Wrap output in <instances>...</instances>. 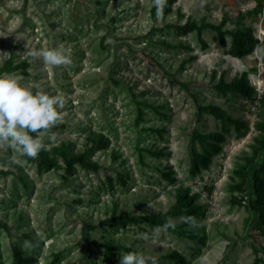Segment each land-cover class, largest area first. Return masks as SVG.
<instances>
[{
  "label": "rangeland",
  "instance_id": "rangeland-1",
  "mask_svg": "<svg viewBox=\"0 0 264 264\" xmlns=\"http://www.w3.org/2000/svg\"><path fill=\"white\" fill-rule=\"evenodd\" d=\"M188 17L251 30L258 46L235 58L230 35L223 47L214 30L202 32L204 41L196 31L181 32ZM58 45L70 49V63L48 65L28 54ZM10 58L14 65L27 62L11 72L22 82L66 98L62 119L45 131V146L69 143L100 167L76 165L68 173L58 157L62 168L44 170L0 143V220L8 225L0 228L1 264H15L14 246L31 264H120L121 254L132 250L156 256L159 264H177L168 258L173 251L186 264H253V245L264 259L259 218L245 204L252 181L238 187L246 157L264 139V0H177L166 15L153 0H0V73H7L1 69ZM244 71L256 87L255 101L216 88L222 73L230 82ZM208 104L246 120L248 129L239 133L208 112L199 114ZM194 130L226 136L222 151L197 175L189 169ZM101 135L106 144L98 146L92 138ZM263 164L264 151L250 176ZM170 170L175 182L164 176ZM181 187L199 194L201 208L195 216L171 217L178 233L161 230L145 239L157 226L109 222L165 213ZM107 241L116 248L106 251Z\"/></svg>",
  "mask_w": 264,
  "mask_h": 264
},
{
  "label": "trees",
  "instance_id": "trees-1",
  "mask_svg": "<svg viewBox=\"0 0 264 264\" xmlns=\"http://www.w3.org/2000/svg\"><path fill=\"white\" fill-rule=\"evenodd\" d=\"M177 0H165L164 7L162 9L163 13L166 15L173 10V6ZM181 32H190L196 31L200 36L201 41H204L202 38V32L207 29L214 30L219 38V42L223 47H227V35L232 37L231 43V53L235 58H242L251 55L257 48L259 40L253 34L251 30L237 29V30H228L224 29V23L215 24L206 20L198 22L191 17H188L186 22L183 25L178 26ZM27 62H22L20 64L14 65L12 59L6 60L5 65L2 67V72L11 73L19 70L21 67H27ZM216 88L222 92H236L242 93L246 97L256 100V87H253L249 83V76L246 71H244L240 77L233 78L230 82H227L224 77V73L221 74L219 81L216 85ZM260 103L264 106V91L262 92L260 98ZM202 112H208L209 114L214 115L216 118L233 125L236 130L241 133L242 130L248 129V122L239 118H235L229 114L224 109L208 104L199 107V114ZM139 111V116H141ZM259 128L264 137V122L259 124ZM35 135V133H32ZM93 143L96 142L98 146L106 144L103 136H97L92 138ZM226 141L225 133L221 131H211L202 133L198 130H194L190 139V153H191V168L190 172L192 175H197L202 172V170L209 168L212 163L213 157L219 154L222 151V144ZM202 146V150H199L197 144ZM94 146V145H93ZM264 151V139H259L257 144L253 146V156L246 157V163L243 166V176L242 183L238 185L239 188H246L248 180L252 181V195L250 197H245V204H247L248 209L256 214L259 218V225L256 226L257 230L264 235V164L261 168L254 170L253 175L250 176L249 170L250 166L255 164L256 159L259 157L261 152ZM156 154H161L157 152ZM29 159H36L39 162V167L44 170L58 169L62 168V165L58 164L57 158H61L63 161L64 169L68 173H72L76 165L87 169L98 170L99 164L91 159H89L88 152L84 151L81 153H73L71 145L69 143H62L59 146L53 148H48L45 146L44 150H41L37 157H28ZM164 176L172 182L176 181L174 172L164 173ZM199 194L191 193L189 187H181L177 190L176 193V203L173 207L170 208L165 213H150L144 215H122L120 217H111L109 222L118 223L126 225L128 223L139 224V223H148L154 226L163 225L169 217H175L183 213H188L191 216H195L200 212V206L196 205L195 202ZM8 229L6 222L0 220V228ZM93 228L94 226H89ZM174 233H178L177 228H170ZM194 238L202 240L199 235H192ZM29 237V236H28ZM104 248L106 251H112L116 248L112 241H107L104 243ZM253 251L255 252V259L253 264H264V259L260 256L261 251L256 245H253ZM264 255V249H263ZM13 257L15 264H31L30 256H23L20 250L14 246L13 247ZM168 258L174 260L177 264H186V259L177 251L170 252ZM1 264V263H0Z\"/></svg>",
  "mask_w": 264,
  "mask_h": 264
},
{
  "label": "clouds",
  "instance_id": "clouds-1",
  "mask_svg": "<svg viewBox=\"0 0 264 264\" xmlns=\"http://www.w3.org/2000/svg\"><path fill=\"white\" fill-rule=\"evenodd\" d=\"M157 12L164 7L165 0H153ZM29 55L43 57L48 65H61L71 62L70 49L63 45L53 48L30 50ZM63 94H50L40 84L24 83L22 78L12 73H0V143L28 157H37L45 149L43 136L62 119L61 110L65 107ZM32 133H35L33 135ZM54 138V137H53ZM151 206V205H150ZM197 227V221L189 217L186 221ZM169 217L163 225L153 229L152 234L143 233L145 239L154 238L161 230L167 232L175 228ZM25 241V246H30ZM120 264H159L156 256H148L141 251H127L121 254Z\"/></svg>",
  "mask_w": 264,
  "mask_h": 264
}]
</instances>
